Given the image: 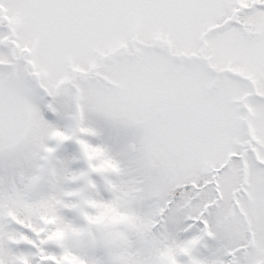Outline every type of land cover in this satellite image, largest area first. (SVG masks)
<instances>
[{"label":"snow or ice","instance_id":"snow-or-ice-1","mask_svg":"<svg viewBox=\"0 0 264 264\" xmlns=\"http://www.w3.org/2000/svg\"><path fill=\"white\" fill-rule=\"evenodd\" d=\"M0 264H264V0H0Z\"/></svg>","mask_w":264,"mask_h":264}]
</instances>
